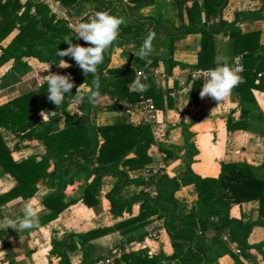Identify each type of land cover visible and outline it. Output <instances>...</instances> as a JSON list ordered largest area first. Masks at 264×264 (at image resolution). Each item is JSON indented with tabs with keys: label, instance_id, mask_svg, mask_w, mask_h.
Wrapping results in <instances>:
<instances>
[{
	"label": "trees",
	"instance_id": "16d2710c",
	"mask_svg": "<svg viewBox=\"0 0 264 264\" xmlns=\"http://www.w3.org/2000/svg\"><path fill=\"white\" fill-rule=\"evenodd\" d=\"M116 1L62 0V3L70 8L80 4L78 15L81 16L84 12L81 17L83 21H88L99 11L111 9L112 15L125 20L120 27L118 39L111 46L135 42L145 33L147 25L140 19L130 18L126 9L122 12L113 11L112 6ZM126 2L135 6L142 5L140 12L157 3L161 6L167 4L166 0ZM227 3L228 0H179L182 23L178 30L174 29V21L165 20L162 15L147 16L156 23L168 22L172 25L174 34L170 37L165 36L167 38L165 45L170 53H173L177 40L191 33L201 34L198 60L193 65L194 69L217 67V60L220 58L218 35L229 36L232 52L228 62L234 63L235 56H240V62L244 67L240 73L244 82L233 91L239 94L242 103L254 102L252 90L264 88V44L260 41L259 30L244 32L238 26V22L241 15L264 19V14L238 12L234 20L228 21L222 15ZM184 11L188 23L185 22ZM261 11H264V6ZM217 18V22L208 25L210 20ZM13 33L11 40L3 45V41ZM76 37L77 33L70 27L69 21L53 12L47 3L33 5L31 0L25 2L0 0V68L11 64L10 70L22 76L32 70L29 59H37L49 65L54 70L53 73L71 74L75 83L71 95L66 94L59 107L48 100V84L45 79L40 85L42 94L40 99L36 97L34 91H27L0 104V176L10 174L16 180L11 189L0 194V205L18 197L28 199L35 196L39 191L38 183L42 179L54 182L56 180V188L42 198V203L49 209L46 214L39 217L40 225H43L56 219L70 205L76 203L88 207L98 205L102 200V180L106 175H113L116 181L107 193L111 212L115 216L132 212V202L140 201L139 214L118 221L113 226L80 233L71 241L53 239L50 253L54 254L58 261L50 260V264H73L71 253L77 251L81 253L82 264H95L100 259L109 258L94 257L90 254L87 249L89 242L118 229H122L124 233L130 232L150 223L154 218L164 219L174 248L173 254L167 255L163 250L157 254L149 253L147 250L124 251L120 256L114 257L112 264H213L224 254L232 256L233 264H246L240 253L230 248L220 237L209 242V233L214 229L215 233L219 234L227 226L231 229V241L237 243L240 250L253 247L263 249L264 241L250 242L253 229L257 226L264 227V177L258 176L257 167L245 161H222L218 176L200 175L192 168L194 156L198 151L196 144L192 143L187 151L185 169L179 175L160 173L152 175L147 181L130 177L129 171L143 168L153 160L149 153L150 147L155 143L152 125L149 122L97 124L91 117L93 110L121 109L122 105L113 103L96 106L88 102L87 96L80 105L84 113L82 117L75 118L66 110L67 99L75 96L79 86L87 84L90 89L96 90L93 74L85 75L71 57L57 55L58 50L69 47L67 43L69 41L74 45L90 46L83 40L78 42L79 39ZM112 50L109 48L105 52L103 63L97 68L100 96L108 94L112 99L118 98L127 102L153 98L158 108L172 106V97L168 95L165 98V93L156 91L149 77L140 79L142 83L148 85L146 91L139 93L134 90L132 84L136 80V69L148 71L150 66L158 65L160 60L167 63L170 69L177 64L183 66L184 64L161 56L151 57L150 62L148 57L134 56L127 65L110 66ZM60 59L67 60L71 67L66 69L59 67ZM258 79L260 81L257 83ZM202 85V81L193 80L191 105L200 104ZM45 109L54 111L47 121L42 120L40 116L41 111ZM61 113L65 115L63 128L59 126ZM249 117L250 110L243 108L239 119L229 116L227 128L257 130L249 125ZM5 130L22 139L41 140L48 152L16 160L13 156L14 149L6 139ZM162 150L167 151L169 156L175 155L170 149ZM53 163L55 167L50 171ZM81 174L86 176V180L79 195L74 198L67 197L68 183L79 178ZM68 175L69 178H66ZM132 184L154 185L155 191L151 193L142 190L129 198H121L122 188ZM190 184L195 185L198 198L189 208L186 204L180 203L176 193ZM251 200H257L260 204V218L256 221L246 220L242 209L243 203ZM212 216H218L219 221H212ZM145 236V233L140 234L129 238L128 241L142 239ZM186 242L189 243L188 246ZM5 246L9 257L8 264H17L14 252L7 241Z\"/></svg>",
	"mask_w": 264,
	"mask_h": 264
},
{
	"label": "crops",
	"instance_id": "0c3cea01",
	"mask_svg": "<svg viewBox=\"0 0 264 264\" xmlns=\"http://www.w3.org/2000/svg\"><path fill=\"white\" fill-rule=\"evenodd\" d=\"M166 3L165 5H168L169 8L167 12L161 8L159 3L148 6L142 9L141 12L146 16L150 14L162 15L165 20L174 21V29L178 30L182 23L179 0H166ZM263 6L264 0H228V3L223 8L222 15L224 19L232 21L238 12L264 14V11H261ZM184 15L185 22L188 23L185 11ZM203 18L205 20V17ZM217 21L218 18L210 20L208 25H212ZM238 26L244 32L259 30L261 32L260 41L264 44L263 18L241 15ZM157 36L161 39L166 38L162 34ZM218 38L220 41L219 57L226 56L229 58L232 52L229 36L219 34ZM200 40L201 34L191 33L175 42L173 53H170L167 47V50H164L163 45L160 51L169 52L168 54L164 53V56H162L161 53L153 51L147 56L148 62L151 61V57L161 56L166 59L172 58L184 64V66L177 64L170 69L167 63L160 60L158 65L150 66L148 71L143 69L148 74L146 78L149 77L151 79L156 91L165 93V98L168 95L172 97L171 107L144 109L140 107L139 101L127 102L118 98L112 99L108 94L99 96L94 102L96 106H106L113 103L122 105L121 109L95 111L94 119L97 124L117 122L139 124L149 122L152 125L155 143L150 147L149 153L152 155L153 160L143 168L129 171L128 175L130 177L147 181L152 175H155L149 174L148 169L157 170V174L179 175L185 169L188 158L187 151L192 143H195L198 149L194 156L192 168L200 175L218 176L221 172L220 163L222 161H245L256 166L258 176L264 177V88H254L252 90L255 97L254 102L242 103L239 94L232 91L230 99L219 105L217 101L210 97L200 98L198 106L191 105L190 97L193 84L191 77L192 73L197 70L193 68V65L198 60ZM138 49L134 42L115 45L112 52L116 51V53L112 54L110 66L129 64L134 59V53ZM65 61L69 63L67 60ZM237 62H240V56H235V64H231L235 66ZM48 68V66L40 64V66H34V69L22 76L10 70L11 64L0 68V104L27 91H34L36 97L40 99L42 96L40 85L44 80L42 77H45V71ZM50 70L53 69L50 67L48 71ZM259 81L258 79L257 83ZM202 82L204 83V81ZM133 85L134 83L132 87ZM89 89L90 87L87 84H82L79 91L83 93ZM75 99V96L67 99L66 110L75 118H80L84 113L80 109L81 103L77 104ZM243 108L250 110L249 125L257 130H230L227 128L229 116L232 115L239 119ZM128 109H130V112L127 111ZM43 111L48 113L45 117L46 121L50 115L54 114V111L49 109ZM41 119L43 120L42 116ZM59 126L60 128L65 126V115L62 113L59 115ZM4 133L9 145L14 149L13 156L16 160L48 152L39 139H22L13 132L6 130ZM162 148L170 149L175 155L169 156L167 151L162 150ZM163 154H167V156L164 157ZM54 167L55 164L53 163L50 171ZM66 178H69V175ZM85 180L86 176L81 174L76 180L70 181L66 187L67 197L74 198L79 195ZM115 181L116 178L113 175L104 176L102 180V200L96 206L88 207L81 203L70 205L56 219L41 225L39 229L35 230L17 231L8 228L5 231L0 228V264H8L9 261L5 246L6 241L14 252L17 264H50V260L58 261V258L50 253L53 239L71 241L80 233L99 227L113 226L118 221L138 215L140 212V201L132 202V212H124L120 216H115L111 212L107 193ZM15 184L16 180L10 174L0 176V194L8 191ZM38 186L39 191L35 196L28 199L18 197L0 205V220L5 216L13 219L22 218L24 206L32 200L37 201L39 217L46 214L49 209L42 203V198L56 188L57 181L42 179L39 181ZM142 190L154 193L155 186L128 185L122 188L120 197L129 198ZM176 196L181 204H186L190 208L198 198V193L195 185L190 184L178 190ZM259 206L260 204L257 200L243 203L242 209L246 220L256 221L260 218ZM211 220L214 222L219 221L218 216H212ZM144 233L146 234L144 238L128 241L129 238L137 237ZM230 235L231 229L227 226L219 234H216L214 229H212L209 233V242L220 237L230 248L240 253L241 259L246 264H264V246L262 250L254 247L240 250L238 244L231 241ZM262 241H264V227L257 226L251 233L250 242L258 243ZM188 245L189 243L186 242V246ZM87 249L94 257H109L100 259L95 264H112L114 257L120 256L124 251L147 250L149 253L157 254L163 250L167 255H171L174 252L171 237L165 228L163 218H154L150 223L127 233L122 232V229H118L93 239L89 242ZM71 256L73 264H82L79 251L72 252ZM233 262L234 259L231 255L224 254L213 264H233Z\"/></svg>",
	"mask_w": 264,
	"mask_h": 264
},
{
	"label": "clouds",
	"instance_id": "9594fccd",
	"mask_svg": "<svg viewBox=\"0 0 264 264\" xmlns=\"http://www.w3.org/2000/svg\"><path fill=\"white\" fill-rule=\"evenodd\" d=\"M125 23L122 17L110 14L107 11H99L95 17L89 21L77 25V39H83L90 46H82L80 44H72L67 42L69 47L65 50H58L59 57H71L85 75L93 74L95 76L94 86L96 90L89 89L86 92H80L77 88L75 94V102L80 104L87 96L89 103H94L99 98V76L97 68L103 63L104 54L110 46L118 39L120 27ZM155 32H150L144 39L143 44L134 53L136 57L145 58L153 52V40ZM58 64L61 68H69L71 65L65 60L60 59ZM50 68V67H49ZM48 68V69H49ZM47 69V70H48ZM242 66H233L229 64L228 57L222 56L217 60V67L208 69L204 77L200 98L210 97L218 102V105L227 102L235 87L243 83ZM48 84V100L59 107L66 94L71 95V90L75 87V83L71 74L50 73L42 77ZM134 90L143 93L148 89V85L142 83L139 78L134 82ZM48 113L41 111L40 115L45 120ZM41 227L39 220V207L37 201L32 200L24 206L22 218L13 219L5 216L0 220V228L5 231L8 228L17 231L35 230Z\"/></svg>",
	"mask_w": 264,
	"mask_h": 264
},
{
	"label": "water",
	"instance_id": "95a60500",
	"mask_svg": "<svg viewBox=\"0 0 264 264\" xmlns=\"http://www.w3.org/2000/svg\"><path fill=\"white\" fill-rule=\"evenodd\" d=\"M31 3L33 5L39 4V3H49L51 5V7L54 8L55 13H61L62 14V19H66L69 21V25L72 29H74L77 33V25L80 23H84V21H82L81 19L78 18V10L80 7V4H78L76 7L74 8H70L68 6H66L65 4L62 3V0H31ZM142 5H130L129 3L126 2V0H117L113 6H112V10L113 11H120L122 12L123 9H126V11L128 12L130 18H137L142 20L143 22L146 23L147 27H146V31L145 33H143L141 35L140 38L135 40V44H136V48L138 49L141 44L144 42V39L147 37V35L150 32H155L158 34H162L163 36L166 37H170L172 36L173 33V27L170 23L168 22H160V23H156V21L152 18H149L146 15H143L139 9ZM107 12H109L110 14L112 13L111 9L107 10ZM95 16H92L88 21H91ZM179 33V32H178ZM83 39H79L78 42H81ZM116 45V44H115ZM111 46L110 48L113 49L114 46ZM94 112L95 110L92 111L91 117L94 118Z\"/></svg>",
	"mask_w": 264,
	"mask_h": 264
},
{
	"label": "rangeland",
	"instance_id": "374dc122",
	"mask_svg": "<svg viewBox=\"0 0 264 264\" xmlns=\"http://www.w3.org/2000/svg\"><path fill=\"white\" fill-rule=\"evenodd\" d=\"M24 2L25 1H27V0H23ZM47 4H49V3H47ZM50 5V4H49ZM51 6V5H50ZM87 7H89V5L87 6ZM157 7V6H156ZM52 8V10H53V12H55L54 11V8L53 7H51ZM161 8L162 9H164V11H166L167 12V10H168V5H165V6H161ZM88 9V8H87ZM152 9H154V8H152ZM58 15L60 16V17H62V14L61 13H58ZM82 15H84V12L82 13ZM82 15L81 16H79L78 15V18L79 19H81V17H82ZM95 16V15H94ZM83 21V20H82ZM84 22H86V21H84ZM14 35V33L12 34V35H10L8 38H6L4 41H3V45H6L10 40H11V38H12V36ZM166 39L167 38H164V39H161L159 36H155V39L153 40V51L154 52H158V53H161V55L162 56H164V53H166V51H160V48H162V46H163V49L164 50H167V46L165 45V41H166ZM182 39V38H181ZM180 40V39H179ZM178 41V40H177ZM164 43V44H163ZM162 44V45H161ZM118 46V45H117ZM116 53V51H113L112 52V54L114 55ZM29 63L31 64V67H32V69H34V66H36V67H38V66H40V64H44L45 66H48V67H50L49 65H47V64H45V63H43V62H41V61H39V60H37V59H29ZM8 65H10V64H7L6 66H8ZM53 71L54 70H50V71H48V70H46L45 71V76H47V75H49L50 73H53ZM7 73V72H6Z\"/></svg>",
	"mask_w": 264,
	"mask_h": 264
},
{
	"label": "built area",
	"instance_id": "2783aa9c",
	"mask_svg": "<svg viewBox=\"0 0 264 264\" xmlns=\"http://www.w3.org/2000/svg\"><path fill=\"white\" fill-rule=\"evenodd\" d=\"M235 66H242L241 62H237ZM244 69V67H243ZM208 69H197L192 73V80H201L204 81V77L206 75ZM148 76V74L146 73V71H144L143 69H137V77L138 78H146ZM140 107L144 108V109H154L155 106V102L153 100V98H145L139 101ZM128 112H130V109L127 110ZM164 157L167 156V154H163ZM149 174H157L158 171L153 169H148Z\"/></svg>",
	"mask_w": 264,
	"mask_h": 264
}]
</instances>
